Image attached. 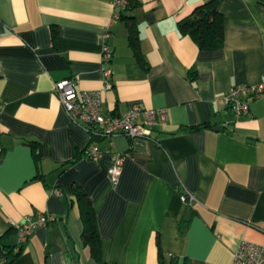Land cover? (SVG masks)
I'll return each instance as SVG.
<instances>
[{"label": "crops", "instance_id": "obj_1", "mask_svg": "<svg viewBox=\"0 0 264 264\" xmlns=\"http://www.w3.org/2000/svg\"><path fill=\"white\" fill-rule=\"evenodd\" d=\"M138 1L123 10L129 19L111 22L112 0H0V236L39 214L53 218L9 264H100L82 240L77 186L94 207L103 264H230L242 241L264 247V95L238 116L218 98L264 81V4L221 0L222 45L199 50L177 24L208 0ZM63 79L102 90L104 114L140 105L165 109L168 120L152 140L102 138L98 161L76 159L90 135L54 92ZM30 142L40 145L37 161ZM107 150L125 155L116 184Z\"/></svg>", "mask_w": 264, "mask_h": 264}, {"label": "built area", "instance_id": "obj_2", "mask_svg": "<svg viewBox=\"0 0 264 264\" xmlns=\"http://www.w3.org/2000/svg\"><path fill=\"white\" fill-rule=\"evenodd\" d=\"M115 7L111 22L120 18V13L126 7L125 0H112ZM110 33L108 30L101 34V67L102 77L106 87H110L108 80L112 75L109 66L112 57V49L109 45ZM54 92L58 97L70 122L84 129L90 136L111 139L115 136H124L134 143L142 140H152L153 127L165 125L168 115L165 109H147L140 105H134L126 113L121 115L104 114L101 109L103 101L102 90H81L75 88L74 81L63 79L54 83ZM264 95V81L254 85H241L230 88L226 93L218 97L227 105L234 116L241 115L248 110V99L258 98ZM109 155L107 172L113 184H116L124 161V154L106 151ZM101 152L96 143H92L86 150L84 157L92 161H98ZM179 190V189H178ZM180 198L189 203L192 196L181 192ZM53 218L39 214L36 219H26L18 227L17 244L22 245L29 233L39 225L52 221ZM0 264L3 260L0 259ZM230 264H264V247L249 241H242L233 253Z\"/></svg>", "mask_w": 264, "mask_h": 264}, {"label": "trees", "instance_id": "obj_3", "mask_svg": "<svg viewBox=\"0 0 264 264\" xmlns=\"http://www.w3.org/2000/svg\"><path fill=\"white\" fill-rule=\"evenodd\" d=\"M258 1L264 4V0ZM125 2L126 7L124 10H133L140 5L138 0H125ZM220 3L221 0H208L196 6L189 16L180 20L177 24L178 32L183 35H188L198 46L199 50H214L220 48L222 45L223 19L220 11ZM123 18L129 19V17L125 16L123 11H121L119 20ZM129 24V42L139 59L140 54L137 51L136 31L133 23ZM189 79L190 81H195L196 79V73L193 70L189 72ZM193 128L197 129L201 128V126ZM99 139L102 138L91 135L87 147L82 151L80 156L76 155L75 158L84 157L88 147L92 143H96V140ZM29 144L34 150V157L37 161L40 158V145L35 142H30ZM74 194L78 202L80 219L83 225L82 240L89 248L90 255L100 264H103L100 256V237L98 234L94 207L89 197L79 186L74 189ZM16 231V229L11 228L0 236V247L3 251L1 259L3 260V264L11 263L21 252L23 245H18L17 242L12 244L9 239ZM158 260L159 264H163L160 256Z\"/></svg>", "mask_w": 264, "mask_h": 264}, {"label": "water", "instance_id": "obj_4", "mask_svg": "<svg viewBox=\"0 0 264 264\" xmlns=\"http://www.w3.org/2000/svg\"><path fill=\"white\" fill-rule=\"evenodd\" d=\"M218 128H216V130H217Z\"/></svg>", "mask_w": 264, "mask_h": 264}]
</instances>
